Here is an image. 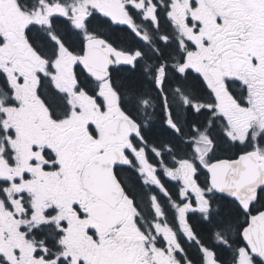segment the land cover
Returning <instances> with one entry per match:
<instances>
[{"label":"snow or ice","instance_id":"obj_1","mask_svg":"<svg viewBox=\"0 0 264 264\" xmlns=\"http://www.w3.org/2000/svg\"><path fill=\"white\" fill-rule=\"evenodd\" d=\"M0 264H264V0H0Z\"/></svg>","mask_w":264,"mask_h":264}]
</instances>
